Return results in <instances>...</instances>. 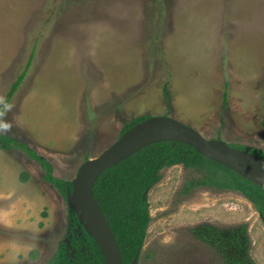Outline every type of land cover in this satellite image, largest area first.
I'll list each match as a JSON object with an SVG mask.
<instances>
[{
	"label": "rangeland",
	"instance_id": "obj_1",
	"mask_svg": "<svg viewBox=\"0 0 264 264\" xmlns=\"http://www.w3.org/2000/svg\"><path fill=\"white\" fill-rule=\"evenodd\" d=\"M33 51L0 133L59 179L72 182L142 116L264 151V0H0V103ZM44 173L25 153L0 151V264H47L67 241V201ZM161 176L137 264H222L203 232L244 227L250 258L264 264L249 201L218 188L182 193L199 176L182 165Z\"/></svg>",
	"mask_w": 264,
	"mask_h": 264
},
{
	"label": "trees",
	"instance_id": "obj_2",
	"mask_svg": "<svg viewBox=\"0 0 264 264\" xmlns=\"http://www.w3.org/2000/svg\"><path fill=\"white\" fill-rule=\"evenodd\" d=\"M33 57L34 51L24 70L0 103V124L15 94L27 77ZM165 95L168 100V93ZM226 97L225 93L224 98ZM149 118L150 116H142L125 124L121 136ZM232 147L264 158V151L241 146ZM0 151L23 152L31 160L39 163L45 172L44 180L66 200L68 190L72 189L71 182L55 177L49 161L38 155L27 144L0 133ZM88 160L87 158L85 162ZM176 165H182L186 170L199 175L185 183L182 193H189V190L200 187L237 192L254 206L264 225L263 188L223 165L205 158L186 144L170 141L155 143L105 171L94 185V197L109 221L124 264H132L135 258L138 261L140 259L151 222L147 193L160 182L163 169ZM28 178L29 175L25 173L21 175L20 180L26 182ZM67 223V241L60 242L57 252L47 264H106L99 246L70 208H68ZM246 233L245 227L239 231L230 230L226 235L206 229L203 238L221 255L222 264H255L249 256V240L246 239ZM37 257L38 252L35 250L29 255L31 260H36Z\"/></svg>",
	"mask_w": 264,
	"mask_h": 264
},
{
	"label": "water",
	"instance_id": "obj_3",
	"mask_svg": "<svg viewBox=\"0 0 264 264\" xmlns=\"http://www.w3.org/2000/svg\"><path fill=\"white\" fill-rule=\"evenodd\" d=\"M180 142L207 159L223 165L264 189V158L234 148L218 139H206L195 129L170 117H150L125 132L97 158L84 162L67 192V206L99 246L106 264H124L109 221L94 197L97 179L108 169L145 147L160 142ZM135 258L132 264H137Z\"/></svg>",
	"mask_w": 264,
	"mask_h": 264
}]
</instances>
